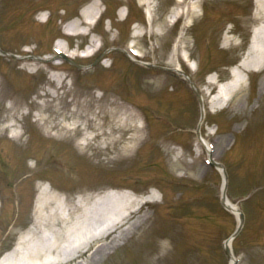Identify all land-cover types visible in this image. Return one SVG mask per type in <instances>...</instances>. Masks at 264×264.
<instances>
[{"label":"rangeland","instance_id":"1","mask_svg":"<svg viewBox=\"0 0 264 264\" xmlns=\"http://www.w3.org/2000/svg\"><path fill=\"white\" fill-rule=\"evenodd\" d=\"M93 1L0 0V45L14 54L34 53L48 57L56 54L54 47L60 42L62 46L70 44V51L77 45L85 46L92 40V35H68L65 31L70 30L69 26L66 23L63 27V24L69 23L83 6ZM105 1L101 7L107 9L95 29L102 33L96 34V38H104L105 33L110 38H105L101 52L111 56L105 63L110 64L113 60L112 65L106 68L100 62L95 63L97 54L76 58L77 63L89 65L86 71L71 62H66L65 66L74 73L77 85L84 88L95 85L106 97L115 96L127 105L126 100L133 99L143 105L144 111H138L146 118L149 137L130 158L108 162L107 150L82 153L74 141L50 137L34 120V113L23 117L20 114L17 126L20 131L25 129V134L21 139L11 137L13 131L4 132L3 128L14 119L7 118L10 113L0 107V151L10 160V171L24 169L26 160L27 171L36 165L42 169L36 177L19 180L14 188L8 183L9 179L0 181L4 205L0 214V238L6 236L0 250L14 246L18 237L33 225L40 193V181L35 178L40 176L51 177L50 186L63 195L96 194L112 186L130 187L146 193L152 184L162 191L158 194L159 203H149L141 212L153 213V220L145 227L135 228L127 237L117 240L118 246L96 249L103 241H110L113 235L98 241L88 255L67 264H158V255L166 252L170 261L164 264H229L224 241L237 228L239 217L221 205L223 173L206 162L204 147L200 148V151L204 150L203 156L197 158L200 152L196 150L200 104L190 84L173 69L182 64L190 71L189 67L183 60L181 63L174 60L169 67L168 59H157L163 55L172 56L176 39L189 23L187 40L196 59L190 62L196 67V63L199 65V69L191 73L198 85L204 87L202 83L206 78L230 77V65L241 59L253 27L258 25L252 16L256 2L203 0L192 5L195 7L193 18L182 16L176 25H169L165 18L171 14L177 0H153L158 15L164 17L160 49L145 60L137 61L128 53L126 45L136 20L148 25V8L139 0ZM123 3L129 8L125 20L122 8L118 9ZM42 9L50 10L47 22H41ZM123 9L128 11L126 7ZM231 30L232 33L228 32ZM133 40L148 50L154 41L157 42V38L151 39L148 34ZM180 52L185 56L188 54L186 49ZM158 72L168 74L164 86L154 94L139 92L140 78ZM0 75L6 92L28 101L36 100L31 92L36 86L46 87L49 80V73L43 68L33 74L22 68L19 60L5 55H0ZM248 78L222 110L214 112L210 103L212 95H206L207 116L200 131L211 143L219 161L225 164L228 195L245 214L244 228L234 241L235 255L239 258L237 264H264V90L261 89L264 70H254ZM177 82L180 84L172 88V83ZM137 123L140 124L139 119ZM182 146L187 152L185 160L189 163L194 160L190 170L180 168ZM48 148L53 150L46 153ZM52 152L54 154L49 155ZM52 156L67 160V166L56 165L55 160L51 163ZM0 176L6 178L3 171ZM12 176L16 178L17 175Z\"/></svg>","mask_w":264,"mask_h":264},{"label":"bare ground","instance_id":"2","mask_svg":"<svg viewBox=\"0 0 264 264\" xmlns=\"http://www.w3.org/2000/svg\"><path fill=\"white\" fill-rule=\"evenodd\" d=\"M140 2L147 3L152 14L149 32L152 33V39L154 35L159 42L164 20L158 15L157 9L152 12L154 3L151 0ZM257 5L256 19L262 26L255 36L249 57L243 62L242 66L247 70L258 65L264 66V0H258ZM99 9V2H94L84 9L81 12L82 16L71 23L73 33L80 34L83 26L91 25ZM184 13L188 11L184 9ZM188 16H194V11L189 10ZM180 42L182 43L180 48L189 46L184 35L179 39ZM152 45L149 50L146 46L137 44L133 47L137 48L142 58H147L159 48L156 42ZM175 55L177 59H181L180 53ZM165 58L163 55L158 60L163 61ZM169 60L173 61L172 58ZM27 65L31 70L37 69L36 63ZM56 65L55 68L61 69L59 67L61 64ZM69 77L71 74L64 71L52 74L50 86L44 94L45 98L35 104L39 111L38 119L51 134L59 137H83L84 143L81 146L83 150L111 149L115 154L108 157L109 161L130 157L133 150L145 139V127L135 124L136 113L114 97L106 99L104 94L97 97L94 89L76 91L73 82L71 85L67 83ZM163 82L158 77L146 78L144 86L148 90L156 89ZM214 84V80L206 82L205 94L213 91ZM235 87L236 85L223 89L221 97L215 101H222V96L232 94ZM5 97H8L7 93L0 89V103ZM22 107V102L14 100L10 106H5V109L12 112L11 117L16 120V114L21 112ZM19 136L21 137L20 134ZM41 189L36 204L37 215L34 225L5 264L68 263L88 254L96 242L113 234L111 241L101 243L98 249L105 247L106 244L117 246V240L127 237L135 228L145 225L148 220V214L140 215L147 201H141L127 192L107 193L100 197L84 192L74 197H63L47 184L41 185ZM228 203L234 209H238L230 200ZM230 245L232 246V242Z\"/></svg>","mask_w":264,"mask_h":264}]
</instances>
